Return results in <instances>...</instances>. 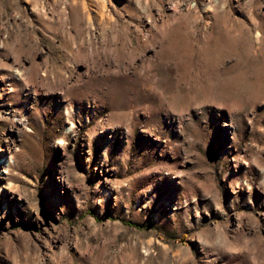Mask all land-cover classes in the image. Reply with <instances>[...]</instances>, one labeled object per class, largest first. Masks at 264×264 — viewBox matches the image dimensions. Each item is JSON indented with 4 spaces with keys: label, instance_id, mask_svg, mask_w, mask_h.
<instances>
[{
    "label": "rangeland",
    "instance_id": "374dc122",
    "mask_svg": "<svg viewBox=\"0 0 264 264\" xmlns=\"http://www.w3.org/2000/svg\"><path fill=\"white\" fill-rule=\"evenodd\" d=\"M0 264H264V0H0Z\"/></svg>",
    "mask_w": 264,
    "mask_h": 264
}]
</instances>
